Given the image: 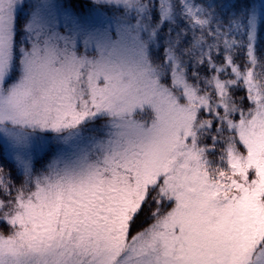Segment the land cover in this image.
<instances>
[{
	"label": "snow or ice",
	"instance_id": "1",
	"mask_svg": "<svg viewBox=\"0 0 264 264\" xmlns=\"http://www.w3.org/2000/svg\"><path fill=\"white\" fill-rule=\"evenodd\" d=\"M0 264H264V0H0Z\"/></svg>",
	"mask_w": 264,
	"mask_h": 264
},
{
	"label": "trees",
	"instance_id": "2",
	"mask_svg": "<svg viewBox=\"0 0 264 264\" xmlns=\"http://www.w3.org/2000/svg\"><path fill=\"white\" fill-rule=\"evenodd\" d=\"M13 175H15V172L13 171Z\"/></svg>",
	"mask_w": 264,
	"mask_h": 264
}]
</instances>
